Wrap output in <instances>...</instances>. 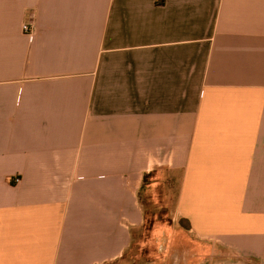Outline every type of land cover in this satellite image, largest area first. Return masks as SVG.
I'll return each mask as SVG.
<instances>
[{
  "label": "crops",
  "instance_id": "crops-1",
  "mask_svg": "<svg viewBox=\"0 0 264 264\" xmlns=\"http://www.w3.org/2000/svg\"><path fill=\"white\" fill-rule=\"evenodd\" d=\"M0 264H264V0H0Z\"/></svg>",
  "mask_w": 264,
  "mask_h": 264
},
{
  "label": "trees",
  "instance_id": "trees-1",
  "mask_svg": "<svg viewBox=\"0 0 264 264\" xmlns=\"http://www.w3.org/2000/svg\"><path fill=\"white\" fill-rule=\"evenodd\" d=\"M152 178L151 174L143 178L142 190L139 193L143 207V225L137 232L132 233L131 244L123 256L134 263L153 261L154 256L158 255V249L150 250L147 243H162L170 232L169 210L164 202L162 189L149 186ZM180 225L183 229H188L182 222Z\"/></svg>",
  "mask_w": 264,
  "mask_h": 264
},
{
  "label": "built area",
  "instance_id": "built-area-1",
  "mask_svg": "<svg viewBox=\"0 0 264 264\" xmlns=\"http://www.w3.org/2000/svg\"><path fill=\"white\" fill-rule=\"evenodd\" d=\"M21 30L23 32V34L29 39L32 40L33 35H34V28L32 25L30 24H23L21 26Z\"/></svg>",
  "mask_w": 264,
  "mask_h": 264
},
{
  "label": "rangeland",
  "instance_id": "rangeland-1",
  "mask_svg": "<svg viewBox=\"0 0 264 264\" xmlns=\"http://www.w3.org/2000/svg\"><path fill=\"white\" fill-rule=\"evenodd\" d=\"M151 242H153V241H151ZM151 242H149V243H147V246H148V248L150 249V250H159V248L162 246V244L161 243H155V242H153V243H151ZM161 250V249H160ZM154 260H157V256L155 257L154 256Z\"/></svg>",
  "mask_w": 264,
  "mask_h": 264
}]
</instances>
